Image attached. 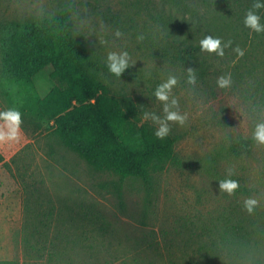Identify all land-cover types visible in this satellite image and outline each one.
I'll use <instances>...</instances> for the list:
<instances>
[{"label": "rangeland", "instance_id": "rangeland-1", "mask_svg": "<svg viewBox=\"0 0 264 264\" xmlns=\"http://www.w3.org/2000/svg\"><path fill=\"white\" fill-rule=\"evenodd\" d=\"M248 3L230 2L235 7ZM161 6L162 0H0V43L14 22L67 11L76 37L102 64L98 75L115 95L131 96L144 114L163 118V103L154 91L175 76L172 96L188 117L183 126L169 122L176 160L152 186L122 182L66 148L51 122L27 115V98H45L61 87L59 81L41 72L35 90L26 92L0 78V112L15 108L23 120L18 141L0 142L5 158L0 165V260L31 264L24 257V237L30 231L41 247L56 241L64 257L53 264H189L199 259L183 245V220L196 223L244 207L248 199L264 210V145L255 142L252 154L242 159L227 153L238 135L253 138L256 123L264 121V103L254 99L244 105L232 85L219 88L217 80L229 74L218 63L209 62L214 67L209 71V65L201 69L191 59L182 60L153 21ZM122 51L129 53L133 66L118 78L108 71L107 55ZM188 69L195 72V85L187 83ZM143 121L159 127L151 119ZM231 178L245 182L253 196L236 198L220 191L219 182Z\"/></svg>", "mask_w": 264, "mask_h": 264}, {"label": "trees", "instance_id": "trees-1", "mask_svg": "<svg viewBox=\"0 0 264 264\" xmlns=\"http://www.w3.org/2000/svg\"><path fill=\"white\" fill-rule=\"evenodd\" d=\"M231 1L249 3L235 7ZM253 3L254 0H162V6L152 16L182 60L191 59L201 69L209 62L223 67L244 105L254 99L264 103V34L244 25ZM259 14L264 23V9ZM206 36L231 42L224 57L201 50L199 42ZM237 47L243 50L242 57L235 52ZM0 56L1 80L26 92L35 90L34 79L41 72L59 81L61 87L45 98L29 96L25 111L35 120L51 122L61 143L94 170L111 173L122 182L142 181L150 187L176 160V139H158L157 129L144 123V111L139 104L131 96L115 95L101 80L98 74L103 66L76 37L67 11L12 23V33L0 43ZM212 69L210 66L209 71ZM201 74L206 78V73ZM219 122L229 126L221 119ZM254 146L253 138L238 135L227 153L242 159L252 154ZM4 162L0 153V165ZM231 179L239 184L236 198L253 196L254 190L245 182ZM180 226L187 233L183 245L199 259H192L189 264H264V210L255 208L250 214L239 204L217 216L198 218L196 223L183 220ZM35 240L36 235L27 231V262L53 264L63 260L56 241L41 247ZM49 241L47 238L45 245Z\"/></svg>", "mask_w": 264, "mask_h": 264}, {"label": "clouds", "instance_id": "clouds-1", "mask_svg": "<svg viewBox=\"0 0 264 264\" xmlns=\"http://www.w3.org/2000/svg\"><path fill=\"white\" fill-rule=\"evenodd\" d=\"M264 9V0H254L252 9H250L245 18L244 25L248 29L254 31L257 34H264V23H262V17L259 14V10ZM122 35L117 31L115 36L119 38ZM138 39L142 40L140 36ZM200 48L202 51L208 53H215L219 57H224L225 48L230 47L231 42H223L220 38H213L212 36H206L200 40ZM238 56H243L244 52L239 47L234 49ZM131 57L127 51L122 52H109L107 55V68L108 71L116 77H121L126 70L131 68L133 64H130ZM197 77L193 69H188L187 83L195 85ZM178 80L175 76H169L168 79L159 84L155 91L154 97L156 100L163 103L164 116L161 118L155 113H145L144 118L151 119L153 122L159 125L155 131V136L158 139L163 140L170 133L169 122H175L183 126L187 121V115H182L178 111V100L172 96V91L177 86ZM232 85L231 76L220 77L217 80V86L222 89H227ZM0 121L3 124L0 125V142L18 141L20 138L21 125L23 123L22 113L15 109L10 108L7 111L0 112ZM253 139L258 145H264V121L256 123ZM238 181L232 179H224L219 182V190L229 195L234 194L238 190ZM258 205V201L255 199H248L245 201L244 207L250 214L255 210Z\"/></svg>", "mask_w": 264, "mask_h": 264}, {"label": "crops", "instance_id": "crops-1", "mask_svg": "<svg viewBox=\"0 0 264 264\" xmlns=\"http://www.w3.org/2000/svg\"><path fill=\"white\" fill-rule=\"evenodd\" d=\"M0 261H5V260H0ZM7 261H10V260H7ZM12 261V260H11Z\"/></svg>", "mask_w": 264, "mask_h": 264}]
</instances>
